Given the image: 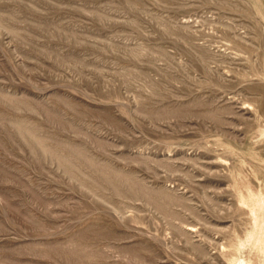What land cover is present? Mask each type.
<instances>
[{
    "label": "rangeland",
    "instance_id": "1",
    "mask_svg": "<svg viewBox=\"0 0 264 264\" xmlns=\"http://www.w3.org/2000/svg\"><path fill=\"white\" fill-rule=\"evenodd\" d=\"M0 264H264V0H0Z\"/></svg>",
    "mask_w": 264,
    "mask_h": 264
}]
</instances>
